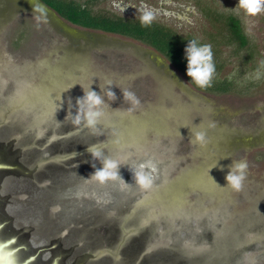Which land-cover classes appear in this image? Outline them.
Here are the masks:
<instances>
[{"label":"rangeland","instance_id":"obj_1","mask_svg":"<svg viewBox=\"0 0 264 264\" xmlns=\"http://www.w3.org/2000/svg\"><path fill=\"white\" fill-rule=\"evenodd\" d=\"M91 5L205 46L216 37L218 74L234 85L199 89L139 39L73 24L40 0H0V168L19 172L2 184L20 229L2 253H32L27 264H264V0ZM217 12L240 19L246 45L221 38ZM15 188L31 194L18 201Z\"/></svg>","mask_w":264,"mask_h":264},{"label":"trees","instance_id":"obj_2","mask_svg":"<svg viewBox=\"0 0 264 264\" xmlns=\"http://www.w3.org/2000/svg\"><path fill=\"white\" fill-rule=\"evenodd\" d=\"M40 1L73 24L115 32L143 41L162 53L192 85L199 89L224 92L234 85L232 79L218 74L225 60L217 54L219 48L216 47V37H210V45L205 46L198 37L181 34L156 19L125 16L95 9L91 5L93 0ZM217 17L221 22L219 34L224 35L221 38H225L227 42H237L239 47L246 45L247 34L235 14L217 12Z\"/></svg>","mask_w":264,"mask_h":264},{"label":"flooded vegetation","instance_id":"obj_3","mask_svg":"<svg viewBox=\"0 0 264 264\" xmlns=\"http://www.w3.org/2000/svg\"><path fill=\"white\" fill-rule=\"evenodd\" d=\"M122 15H125V14H122ZM125 16H128V15H125ZM135 17V16H133ZM137 17V16H136ZM80 26V25H79ZM86 28H89V27H86ZM93 29V28H91ZM15 149L14 147H12L11 149H5L4 153H8V155L10 157H13V159L16 161L17 160V165L19 164V161H20V158L19 156H15V153L13 154V152H15ZM6 156V155H5ZM19 173V172H17ZM17 173H12V172H7L5 171L4 169L0 168V238L1 239H4V240H7V239H13V237H17L19 235V230H15L12 229V226H11V223H10V211L7 207V203L9 202V195L11 192H8V193H4L5 191V187L3 186L2 184V178H4V175L8 176V179L9 180H14V179H17L18 178V174ZM2 176V177H1ZM17 186H20L19 184ZM21 189V190H20ZM20 189H14V197H16L18 199V201L20 200H25L26 199V196H25V193L27 191H29V194L28 196L31 194L30 193V190L29 188H20ZM4 240H1L2 242H4ZM57 241H61L62 240V236H58V239H56ZM11 244V243H10ZM16 249V248H14ZM17 251V250H16ZM17 254V252H16ZM30 254L32 253H28L27 256L29 257ZM14 255V254H13ZM24 258V257H23ZM30 261V260H29ZM27 264V263H26Z\"/></svg>","mask_w":264,"mask_h":264},{"label":"bare ground","instance_id":"obj_4","mask_svg":"<svg viewBox=\"0 0 264 264\" xmlns=\"http://www.w3.org/2000/svg\"><path fill=\"white\" fill-rule=\"evenodd\" d=\"M10 245V242L8 244H5L0 240V264H21L22 262H20L18 259H16L17 261L13 260V251L9 253H5L3 254L2 251L5 252L6 247H8Z\"/></svg>","mask_w":264,"mask_h":264},{"label":"water","instance_id":"obj_5","mask_svg":"<svg viewBox=\"0 0 264 264\" xmlns=\"http://www.w3.org/2000/svg\"><path fill=\"white\" fill-rule=\"evenodd\" d=\"M0 167H1V165H0ZM0 226H1V225H0ZM150 231H151V230H150ZM12 241H13V239L10 238V239L4 240L3 243H4V245H5V244H8L9 242L11 243ZM17 249H18V248H17ZM17 249H15V251H16ZM20 257H23V255H19V258H20ZM29 260H31V257L24 256V258H23V261H24V262L22 261V262H23L22 264H26L27 262H29ZM188 262H189V261H188ZM191 262H192V260H191ZM54 263H55V262H54ZM56 263H57V262H56ZM194 264H198V262H197V263H194Z\"/></svg>","mask_w":264,"mask_h":264}]
</instances>
